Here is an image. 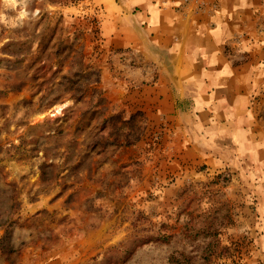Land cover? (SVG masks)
<instances>
[{
  "label": "rangeland",
  "instance_id": "rangeland-1",
  "mask_svg": "<svg viewBox=\"0 0 264 264\" xmlns=\"http://www.w3.org/2000/svg\"><path fill=\"white\" fill-rule=\"evenodd\" d=\"M108 1L0 0V264H264V138L190 147L144 109Z\"/></svg>",
  "mask_w": 264,
  "mask_h": 264
},
{
  "label": "crops",
  "instance_id": "crops-1",
  "mask_svg": "<svg viewBox=\"0 0 264 264\" xmlns=\"http://www.w3.org/2000/svg\"><path fill=\"white\" fill-rule=\"evenodd\" d=\"M256 4L206 0L196 10L179 0L108 1L112 49L142 54L138 101L182 131L190 147L219 141L247 155L264 138V26Z\"/></svg>",
  "mask_w": 264,
  "mask_h": 264
},
{
  "label": "clouds",
  "instance_id": "clouds-1",
  "mask_svg": "<svg viewBox=\"0 0 264 264\" xmlns=\"http://www.w3.org/2000/svg\"><path fill=\"white\" fill-rule=\"evenodd\" d=\"M5 3L10 4L12 7H16L17 4V0H5ZM20 3H26V0H20ZM28 16L27 11L25 10H21L18 14L17 18H13L10 23L12 27H16L17 23L19 21H23L26 17ZM0 23H9V21L7 19H5V17L0 14Z\"/></svg>",
  "mask_w": 264,
  "mask_h": 264
},
{
  "label": "built area",
  "instance_id": "built-area-1",
  "mask_svg": "<svg viewBox=\"0 0 264 264\" xmlns=\"http://www.w3.org/2000/svg\"><path fill=\"white\" fill-rule=\"evenodd\" d=\"M179 2L185 8L200 10L206 0H179Z\"/></svg>",
  "mask_w": 264,
  "mask_h": 264
},
{
  "label": "trees",
  "instance_id": "trees-1",
  "mask_svg": "<svg viewBox=\"0 0 264 264\" xmlns=\"http://www.w3.org/2000/svg\"><path fill=\"white\" fill-rule=\"evenodd\" d=\"M2 242L0 241V244H1Z\"/></svg>",
  "mask_w": 264,
  "mask_h": 264
}]
</instances>
